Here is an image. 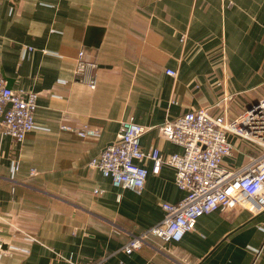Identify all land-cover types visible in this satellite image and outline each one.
Segmentation results:
<instances>
[{"label": "crops", "instance_id": "crops-1", "mask_svg": "<svg viewBox=\"0 0 264 264\" xmlns=\"http://www.w3.org/2000/svg\"><path fill=\"white\" fill-rule=\"evenodd\" d=\"M80 50L98 64L95 90L74 79ZM0 73L9 89L37 95L35 129L22 143L0 136V241L11 249L0 264H264V213L234 209L200 217L178 243L150 238L125 254L185 193L168 165L154 175L144 163L140 194L89 166L130 117L147 130L142 149L165 158L182 148L159 126L200 108L229 121L261 100L264 0H0ZM83 125L100 135L60 129ZM228 141V169L260 154Z\"/></svg>", "mask_w": 264, "mask_h": 264}, {"label": "built area", "instance_id": "built-area-1", "mask_svg": "<svg viewBox=\"0 0 264 264\" xmlns=\"http://www.w3.org/2000/svg\"><path fill=\"white\" fill-rule=\"evenodd\" d=\"M184 39V38H182ZM181 39V41H183ZM31 51L23 49L22 57ZM74 79L90 90H95L98 64L88 60L80 50L74 62ZM172 78L176 73L167 70ZM37 95L8 88L0 73V136H7L14 143H22L36 127L34 112ZM62 131H74L81 138H97L100 131L87 125L80 129L61 126ZM118 134L97 158L91 160L90 168L109 179L114 188L140 194L145 187L148 171L144 163L151 161L152 174H159L161 167L168 165L175 170V184L185 193L177 203L161 206L163 217L150 229L129 237L123 250L130 255L149 245L150 238L160 242L178 243L183 236L196 228L200 217L219 211L246 212L251 216L264 213V97L238 117L227 120L224 114L214 115L208 109L189 111L179 118L158 127L162 140L182 148L181 154L162 158L157 149L145 152L140 139L147 132L142 126L128 118L119 123ZM232 135L242 142L255 146L260 154L241 168L224 167L225 158L231 157L233 146L228 141ZM20 168L12 163V172ZM35 174L33 169L30 176ZM102 191H94L100 195ZM11 249L0 241V263L10 256Z\"/></svg>", "mask_w": 264, "mask_h": 264}, {"label": "water", "instance_id": "water-1", "mask_svg": "<svg viewBox=\"0 0 264 264\" xmlns=\"http://www.w3.org/2000/svg\"><path fill=\"white\" fill-rule=\"evenodd\" d=\"M3 119V116L2 117H0V120H2Z\"/></svg>", "mask_w": 264, "mask_h": 264}]
</instances>
